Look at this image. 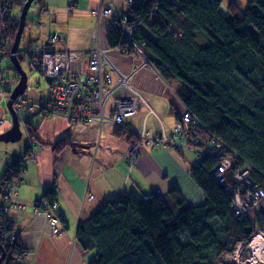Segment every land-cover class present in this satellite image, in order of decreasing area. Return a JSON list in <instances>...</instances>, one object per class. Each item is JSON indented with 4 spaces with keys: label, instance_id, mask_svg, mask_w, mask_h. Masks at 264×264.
<instances>
[{
    "label": "trees",
    "instance_id": "trees-1",
    "mask_svg": "<svg viewBox=\"0 0 264 264\" xmlns=\"http://www.w3.org/2000/svg\"><path fill=\"white\" fill-rule=\"evenodd\" d=\"M226 1L141 0L129 10L131 33L111 30L107 42L140 51L163 81L177 83L176 95L201 125L200 135L240 159L228 182L248 163L257 185L264 180V0H247L244 9ZM17 24L9 18L7 51ZM219 162L207 156L190 171L201 204H190L176 188L166 197L124 194L104 202L76 230L82 249L95 252L87 264H235L222 257L264 230V213L237 219L209 174ZM1 252V264L25 261L18 237L0 238Z\"/></svg>",
    "mask_w": 264,
    "mask_h": 264
},
{
    "label": "crops",
    "instance_id": "crops-1",
    "mask_svg": "<svg viewBox=\"0 0 264 264\" xmlns=\"http://www.w3.org/2000/svg\"><path fill=\"white\" fill-rule=\"evenodd\" d=\"M104 1L37 0L40 40L32 42H41L47 34L61 37L58 48L71 51V68L83 72H87V61L78 52L91 50L98 44L103 50L104 73L113 80V87L108 90L111 100L131 99L138 94L148 107L140 105L137 114L128 121L130 128L135 133L145 131L151 138L170 135L183 103L169 93L144 57L108 45L109 22L104 18L99 20L94 14ZM140 1L113 0V3L120 13L128 15L130 8ZM235 3L244 9L247 0H235ZM106 107L110 109L111 103ZM24 120L35 135L34 139L27 135L26 144L32 143L35 156L17 189V202L26 208L5 218L25 251V261L16 264L89 263L95 252L82 249L76 241L77 227L104 202L120 199L124 194L141 200L155 191L166 197L176 188L192 205L203 201L190 179V171L196 166L190 155L183 153L180 159L172 149L153 150L140 144L139 155L130 165L127 144L136 137L116 131L110 122L103 123L99 136L96 122L73 126L63 116L42 118L37 109L30 110ZM60 144L62 147L58 148ZM25 146L1 164L0 179L11 164L22 159ZM50 186H55L54 196L45 193L47 189L52 191ZM43 195L55 201L51 214L58 218L62 234H53L46 215L31 212L34 202Z\"/></svg>",
    "mask_w": 264,
    "mask_h": 264
},
{
    "label": "built area",
    "instance_id": "built-area-1",
    "mask_svg": "<svg viewBox=\"0 0 264 264\" xmlns=\"http://www.w3.org/2000/svg\"><path fill=\"white\" fill-rule=\"evenodd\" d=\"M24 1L0 0V103H5L4 108L1 110L0 133L11 127L12 120L10 113L6 111V102L18 83V76L16 74L12 79L1 77V63L3 59L12 56L10 50L7 51L9 45L7 25L15 2L21 4ZM95 15L99 20L103 18L109 19L114 30L125 28L127 35L131 33V29L128 28V20L132 19V17L120 13L114 6L113 0H105V3L95 12ZM58 41V37L47 34L41 42L29 46L25 51H16L15 53L16 57L21 60L27 59L29 71L37 75L39 80L42 79L49 91L48 101L45 106L40 104L41 97L39 100H36L25 94L19 95L12 101V108L18 116L20 128L22 132H25V135L27 131L23 114L35 108H38L39 112L42 111L40 115L42 118L48 115V111H52L55 114L53 116H67L70 122H83L85 124L96 122L100 131L104 122H110L116 131L132 134L136 137V140L129 141L127 144L126 155L127 162L130 165L138 157L140 144L153 150L157 148L172 149L179 154L180 159H182L183 153L190 155L196 165H200L207 156L219 158L220 162L210 170L209 174L214 182L221 186L224 193L230 198V209L237 219L250 220L259 206L264 204V180L256 185L251 178V168L246 163V167L238 169L232 175V181L228 182L227 173L233 167L234 160L240 159L235 153L226 152L224 147L214 138L206 137L204 139L200 135L201 125L184 105L181 112L176 116L170 135L161 134V136L151 138L143 131L135 133L130 128L128 121L137 114L140 105L146 107L147 105L138 94H134V97L131 99L113 98L110 109L105 107L102 101L105 98L106 85L111 82V75L104 73L102 66L103 50L100 49L99 45L96 44L95 48L90 51L80 52L81 58L87 61V72H83L80 69L71 68L68 60L69 51L58 50L56 48ZM123 50L126 51V49ZM158 77L168 90L172 91V86L168 82L163 81L159 75ZM39 88L40 84L35 83L32 85L30 78L26 75L24 92L31 89L38 92ZM174 96L176 97L175 92ZM76 100L83 104L74 105L73 103ZM73 108L77 111L73 110ZM26 147L23 159L16 163L13 168L6 171L4 177H2V181H0V238L2 241L14 240L16 236V233L8 230V224L3 225L4 217L10 212L18 211L17 209L24 207L22 204L15 202V198L17 197L18 186L23 180L24 172L27 170L28 164H30L26 158L29 155V151L33 152V147L29 143ZM50 189L52 190V188ZM154 193H158V191ZM89 197L92 198V196ZM142 199L149 200V196L144 195ZM54 206L55 201L49 196H44L39 203L34 204L33 214H45L53 234L58 235L62 234L63 229L59 226L58 218L51 214ZM260 237L264 240V233L255 230L248 240L251 242ZM249 242L245 245H236L231 255L222 257L223 262L243 264V262L251 260L252 257H257L256 254L259 255V258L264 257V247L258 249L255 243L254 247L248 249ZM243 251L245 252L244 256L242 254ZM254 260V264H264V258L259 259V261L257 258H254Z\"/></svg>",
    "mask_w": 264,
    "mask_h": 264
},
{
    "label": "rangeland",
    "instance_id": "rangeland-1",
    "mask_svg": "<svg viewBox=\"0 0 264 264\" xmlns=\"http://www.w3.org/2000/svg\"><path fill=\"white\" fill-rule=\"evenodd\" d=\"M27 0H25L23 3H21V4H18V3H16L15 2V4H14V6H13V9H12V11H11V17L13 18V19H16L17 21L19 20V16H20V12H21V8H22V6H23V4L26 2ZM37 0H35L33 3H32V5L30 6V8L28 9V12H27V16H26V19H25V27H24V30H23V32H22V39H21V41H20V44H19V46H18V48H17V50L16 51H18V52H22V51H25V50H27V48L29 47V46H32V45H34V41H39L40 39H39V33H40V30L38 29V26L36 25V22H37V20H40V19H38V16H37V9L35 8V2H36ZM104 3H105V1H104ZM103 3V4H104ZM102 4V5H103ZM97 11V10H96ZM95 11V12H96ZM95 12H94V14H95ZM223 12V11H222ZM96 16V15H95ZM105 20H107L108 22H109V29H108V32L109 31H111V30H113V31H115L114 30V28H113V26L110 24V21H109V19H107V18H104ZM19 22V21H18ZM17 28H18V24H17ZM17 28H16V31H17ZM250 29V28H249ZM16 31H15V33H16ZM117 31V30H116ZM15 33H14V36H15ZM8 35H9V32H8ZM51 35V34H50ZM52 36H55V35H52ZM55 37H58L59 38V41H58V43L56 44V48L59 50H66V49H63V48H58V45H59V43L62 41V39H61V37H59V36H55ZM14 38V37H13ZM39 39V40H38ZM42 39V38H41ZM33 41V42H32ZM28 44H30V45H28ZM36 44V43H35ZM96 46V45H95ZM95 48V47H94ZM92 50V49H91ZM67 51H69V50H67ZM88 51H90V50H88ZM81 52V51H80ZM80 52H78L79 54H80ZM135 53H137L138 55H140V56H142V57H144L143 55H142V53L140 52V51H134ZM71 51H69V55H68V60H69V56L71 55ZM15 55V54H14ZM15 57H16V55H15ZM145 58V57H144ZM16 59L20 62L21 61V63H20V65H21V68H22V70L25 72V74L27 75V77L28 78H30V81H31V84L32 85H34L35 83H39L40 84V88H39V90H38V92H39V94H40V97H41V100H40V104L41 105H43V106H45L46 104H47V101H48V95H49V91H48V89H47V85H46V83L41 79V80H39V77H37V75H35L34 73H32V72H30L29 71V68H28V61H27V59H23V60H19V58L18 57H16ZM146 60V59H145ZM147 61V60H146ZM148 62V61H147ZM69 63H70V60H69ZM70 66H71V64H70ZM86 66H87V64H86ZM148 67L149 68H151V69H153L154 70V68L152 67V65L148 62ZM155 71V70H154ZM156 72V71H155ZM157 73V72H156ZM16 74V72L14 71V69H13V65H12V61H11V57L9 58V57H7V58H4L3 59V61H2V63H1V77L2 78H4V79H12L13 78V76ZM17 75V74H16ZM110 75V74H109ZM113 80H112V77H111V82L110 83H108L107 85H106V90H105V98H103V101H102V103H104V105H105V107L107 106V103H111V97H110V93H108V90L110 91V88H112L113 87ZM169 83V82H168ZM172 87H171V89H172V91L171 90H169V93L174 97V92H175V90H176V88L178 87V84L177 83H169ZM175 95H176V92H175ZM176 98L178 99V96L176 95ZM74 105H82L83 103L82 102H77V100H76V102H74L73 103ZM183 105L184 104H182V108H183ZM4 106H5V103L3 102V103H0V118H1V116H2V112H1V110L4 108ZM107 108V107H106ZM35 109H37V110H39L38 108H35ZM73 110H76L75 108H73ZM77 111V110H76ZM29 111H27V112H24V114H23V117H24V115H25V117H26V115H27V113H28ZM42 112V111H41ZM41 112H39V114L41 115ZM48 115H55V114H53V112L52 111H48V113H47ZM56 116H59V115H56ZM24 117V118H25ZM64 119L66 120V121H68V123H70L71 125H73V126H77V125H79V124H82V125H86L85 123H83V122H70V119H68V117L67 116H64ZM99 129V128H98ZM24 132V131H23ZM99 132L100 133H98V135L100 136V134H101V132H102V130L100 131L99 130ZM146 135H147V133L145 132V131H143ZM26 135H28V133L26 134ZM25 135V132H24V134L22 135V137H21V139L18 141V142H15V143H11V142H8V143H5V142H2V141H0V166H1V164L3 163V162H6L7 160H8V158L10 157V155L12 154V153H18V152H21L22 151V148L26 145V138H27V136ZM159 136H161V135H159ZM28 139V138H27ZM28 143H29V145L30 146H32L33 147V145H32V143L31 142H29L28 141ZM127 150V149H126ZM25 151H24V155H23V157L25 156ZM126 154H127V151H126ZM138 155H139V153H138ZM34 156H35V154H34V151L33 152H31V151H29V155H28V157L26 158L27 159V161H29V163H31L33 160H34ZM23 157H22V159H23ZM126 157H127V155H126ZM28 166H29V164H28ZM28 168V167H27ZM27 171V170H26ZM25 171V172H26ZM24 172V173H25ZM4 175L5 174H3V176H1V179H0V181H2V177H4ZM22 182H23V180H22ZM22 182L19 184V186H18V188L20 187V185L22 184ZM51 188H52V191H48V189L45 191V193L46 194H53V196L55 195V191L53 190V188L55 187V186H50ZM45 195V194H44ZM43 195V196H44ZM17 198V197H16ZM15 198V202H17V199ZM42 199H43V197H42ZM89 200H91V198L89 197L88 198ZM45 200H46V198H45ZM40 201V200H39ZM39 201H35L34 202V204H37V203H39ZM44 201V200H43ZM190 203V202H189ZM24 206V205H23ZM33 206L34 205H32V207H31V209H32V214L34 213V211H33ZM25 208H26V206H24L22 209H17L18 211H12V212H24L25 211ZM258 212H262V213H264V204H262V205H260L259 206V208L255 211V214L256 213H258ZM11 213V212H10ZM45 215V214H44ZM7 216V215H6ZM6 216L4 217V220H3V225H9V227H8V230L9 231H11L12 233H16L15 232V230H13V227L10 225V223H7V221H6ZM52 229V228H51ZM63 233V232H62ZM16 237H18V234L16 233V236H15V238ZM249 242V241H248ZM254 244H255V242L252 240L251 242H249V245L247 246L248 247V249H251L252 247H254ZM247 247H246V250H247ZM256 253V252H255ZM242 254H243V256L245 255V252L243 251L242 252ZM1 255H2V252H1ZM256 256L257 257H252L251 258V256H249L250 258H251V260H248V261H246V262H243V264H247V263H254L255 262V260H254V258H257L258 259V261H259V259H263L264 257H262V258H259V255L258 254H256ZM1 259H3V255L0 257V261H1ZM230 263H232V262H230ZM0 264H1V262H0Z\"/></svg>",
    "mask_w": 264,
    "mask_h": 264
},
{
    "label": "water",
    "instance_id": "water-1",
    "mask_svg": "<svg viewBox=\"0 0 264 264\" xmlns=\"http://www.w3.org/2000/svg\"><path fill=\"white\" fill-rule=\"evenodd\" d=\"M34 1L35 0H27L23 4V6L21 8L19 20H18L19 21L18 22V28H17L15 36L12 40V44H11V49H10V52L12 53L11 61H12L13 69L18 76V83L15 86V88L12 90V92L10 93L9 100L6 102V111H8L10 113L12 123H11V127L8 130L4 131L3 133H0V141L5 142V143L18 142L22 137V131L20 129L19 119H18L17 114L15 113V111L12 108V101L15 98H17L19 95H22V94H25L26 96H28L30 98H34L36 100L40 99V95L34 89H31L29 91L24 92L25 83H26V74L22 70L20 62L16 59V57L14 55L16 53V50H17L19 44H20L22 32H23L24 27H25V19L27 16L28 9L30 8V6L32 5V3Z\"/></svg>",
    "mask_w": 264,
    "mask_h": 264
},
{
    "label": "bare ground",
    "instance_id": "bare-ground-1",
    "mask_svg": "<svg viewBox=\"0 0 264 264\" xmlns=\"http://www.w3.org/2000/svg\"><path fill=\"white\" fill-rule=\"evenodd\" d=\"M21 39H22V37H21ZM10 48H11V45H10ZM257 231L264 233V230H257ZM254 242L256 243V246H257L258 249L264 247V240L262 239V237L257 238V240H255ZM247 264H254V263H247Z\"/></svg>",
    "mask_w": 264,
    "mask_h": 264
},
{
    "label": "flooded vegetation",
    "instance_id": "flooded-vegetation-1",
    "mask_svg": "<svg viewBox=\"0 0 264 264\" xmlns=\"http://www.w3.org/2000/svg\"><path fill=\"white\" fill-rule=\"evenodd\" d=\"M27 145H28V143L26 144V146H27ZM26 146H25V150H24V151H26V149H27ZM8 170H9V169H6L5 172L8 171ZM5 172H4V173H5ZM4 173H3V174H4ZM2 176H3V175H2Z\"/></svg>",
    "mask_w": 264,
    "mask_h": 264
},
{
    "label": "clouds",
    "instance_id": "clouds-1",
    "mask_svg": "<svg viewBox=\"0 0 264 264\" xmlns=\"http://www.w3.org/2000/svg\"><path fill=\"white\" fill-rule=\"evenodd\" d=\"M21 129V128H20ZM22 131V130H21ZM22 135H23V132H22Z\"/></svg>",
    "mask_w": 264,
    "mask_h": 264
}]
</instances>
